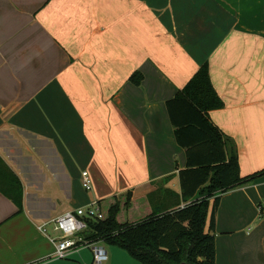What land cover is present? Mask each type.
<instances>
[{"label": "crops", "instance_id": "crops-1", "mask_svg": "<svg viewBox=\"0 0 264 264\" xmlns=\"http://www.w3.org/2000/svg\"><path fill=\"white\" fill-rule=\"evenodd\" d=\"M177 1L168 16L155 0H0V158L24 190L21 210L0 190V264H94L90 247L55 258L60 235L39 228L94 200L131 191L132 217L185 206L167 101L206 62L224 102L211 121L242 176L264 169V0ZM262 198L264 175L221 196L216 264H264ZM100 244L105 264H138Z\"/></svg>", "mask_w": 264, "mask_h": 264}, {"label": "trees", "instance_id": "trees-1", "mask_svg": "<svg viewBox=\"0 0 264 264\" xmlns=\"http://www.w3.org/2000/svg\"><path fill=\"white\" fill-rule=\"evenodd\" d=\"M140 78L137 74L132 76L137 83ZM223 106L207 62L167 101L176 140L186 149L187 166L179 173L183 198L189 201L185 206L169 211L152 209L150 214L140 212L132 217L127 214L132 206L131 191L100 199L104 217L88 220L82 236L121 247L142 264H216L221 196L231 189L253 184L264 175V169L241 175L234 139L209 116L211 110ZM0 190L22 209V183L1 158Z\"/></svg>", "mask_w": 264, "mask_h": 264}, {"label": "built area", "instance_id": "built-area-1", "mask_svg": "<svg viewBox=\"0 0 264 264\" xmlns=\"http://www.w3.org/2000/svg\"><path fill=\"white\" fill-rule=\"evenodd\" d=\"M82 180L86 189H92L93 180L88 171L82 173ZM258 211L260 217L264 218V198L258 203ZM103 217L99 200H94L87 205L58 215L51 222L44 223L39 228L46 231V225L52 224L54 230L60 233V237L54 239L56 245L55 258H67L73 250L90 247L94 254L93 263L105 264L108 259L106 248L100 244V241H89L82 236V232L88 228V220H101Z\"/></svg>", "mask_w": 264, "mask_h": 264}, {"label": "rangeland", "instance_id": "rangeland-1", "mask_svg": "<svg viewBox=\"0 0 264 264\" xmlns=\"http://www.w3.org/2000/svg\"><path fill=\"white\" fill-rule=\"evenodd\" d=\"M158 1L161 2L160 7L163 6V8L162 9L161 8H158V11L159 12H157V13H161L163 15V13H162V11H163V12H165V15H168V16L173 15L175 13V11L173 13L170 11V9H169V6L170 5H174L175 6L177 4H183L181 1H177V0H155V2L153 4H157L156 2H158ZM164 6H165V8H164ZM147 8L148 9L150 8L149 4L147 5ZM178 8H181V7H178ZM152 11H153V15H155V14L157 15L155 9L152 10ZM147 15H149V12H148ZM212 200H213V198H212ZM50 232H52V229L50 230ZM59 235H60V233H58V232H56V234H53V236H59ZM116 247H118V246H116ZM118 248H121V247H118ZM121 249L124 250L123 252H125L129 258H131L132 260H134L138 264H142L139 260L133 258L129 254L128 251H126L123 248H121ZM83 253H84V255L86 257H91V259H93V257H94V254H93V250L92 249H86ZM108 264H129V263L126 262V260H124V259H119V260L116 259V260H113V258L111 257V253H110V261L108 262Z\"/></svg>", "mask_w": 264, "mask_h": 264}]
</instances>
